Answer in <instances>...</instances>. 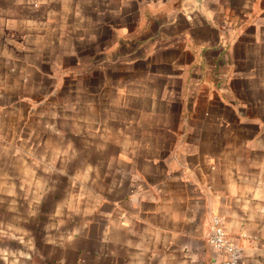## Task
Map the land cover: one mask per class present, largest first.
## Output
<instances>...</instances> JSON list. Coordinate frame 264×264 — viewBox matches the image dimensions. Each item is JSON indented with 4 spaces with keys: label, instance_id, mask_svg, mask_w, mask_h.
Wrapping results in <instances>:
<instances>
[{
    "label": "crops",
    "instance_id": "1",
    "mask_svg": "<svg viewBox=\"0 0 264 264\" xmlns=\"http://www.w3.org/2000/svg\"><path fill=\"white\" fill-rule=\"evenodd\" d=\"M264 264V0H0V264Z\"/></svg>",
    "mask_w": 264,
    "mask_h": 264
},
{
    "label": "built area",
    "instance_id": "2",
    "mask_svg": "<svg viewBox=\"0 0 264 264\" xmlns=\"http://www.w3.org/2000/svg\"><path fill=\"white\" fill-rule=\"evenodd\" d=\"M208 244L216 254L221 256L217 264H240L243 258V251L240 246L227 238L223 219L214 216L210 222Z\"/></svg>",
    "mask_w": 264,
    "mask_h": 264
}]
</instances>
